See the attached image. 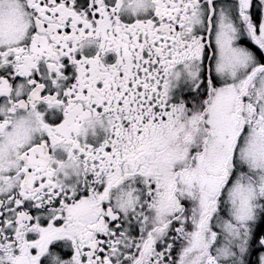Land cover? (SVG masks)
I'll use <instances>...</instances> for the list:
<instances>
[{"label":"snow or ice","instance_id":"obj_1","mask_svg":"<svg viewBox=\"0 0 264 264\" xmlns=\"http://www.w3.org/2000/svg\"><path fill=\"white\" fill-rule=\"evenodd\" d=\"M0 264H264V0H0Z\"/></svg>","mask_w":264,"mask_h":264}]
</instances>
